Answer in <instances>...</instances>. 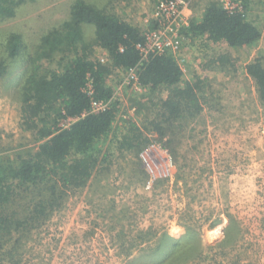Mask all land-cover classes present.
Listing matches in <instances>:
<instances>
[{
	"label": "rangeland",
	"instance_id": "374dc122",
	"mask_svg": "<svg viewBox=\"0 0 264 264\" xmlns=\"http://www.w3.org/2000/svg\"><path fill=\"white\" fill-rule=\"evenodd\" d=\"M74 1H28L15 16H0V62L10 65L0 79V172L7 159L18 164L40 143L36 131L21 127L26 54L10 58L8 39L21 35L26 53L35 55L43 37L69 20ZM86 1L116 11L145 33L165 30L175 20L173 12L159 9L166 0ZM184 1L179 26L166 32L171 39L178 34L182 45L167 52L178 59L181 85L202 81V110L183 105L178 118L164 117L165 88L153 91L132 80L134 73L114 71L108 82L119 111L110 131L94 144L98 163L92 178L65 194L58 186L54 211L22 238L16 258L0 255V264H264V101L247 70L258 59L264 66V0ZM211 1L238 4L261 29V38L233 48L192 37L191 22L202 20ZM95 32L94 25H83L84 43L93 45ZM221 55L231 62L214 60ZM90 56L108 61L98 46ZM130 141L133 146L126 144ZM151 141L171 164L166 180L151 178L140 160ZM26 201L21 198L14 207L24 208Z\"/></svg>",
	"mask_w": 264,
	"mask_h": 264
},
{
	"label": "trees",
	"instance_id": "16d2710c",
	"mask_svg": "<svg viewBox=\"0 0 264 264\" xmlns=\"http://www.w3.org/2000/svg\"><path fill=\"white\" fill-rule=\"evenodd\" d=\"M28 1L34 0H0V16H15L18 7ZM85 24L95 26L93 45L84 43ZM189 30L192 37L204 36L233 48L250 46L262 36L261 29L247 18L244 9L232 11L219 1H211L202 20L192 21ZM146 41L142 26L86 0L74 1L69 20L61 29H54L43 37L35 55L26 53L27 46L21 35H10L9 57L15 60L26 54L21 127L36 131L40 143L37 151L20 156L18 164L7 159L0 172V255L8 254L11 260L17 257L22 238L54 211L57 201L53 197L59 195L58 186L65 194L66 190L87 185L92 178L98 163L94 144L110 131L119 111L118 101L112 100L114 88L108 82L114 71L135 68L144 87L153 91L165 88L168 96L161 99L164 117L178 118L183 105L189 110H202L199 95L202 81L181 85L183 71L178 59L170 52L157 50L145 55L141 47ZM94 46L107 52L106 63L91 58ZM55 60L57 67L50 69L49 63ZM214 60L221 64L231 62L227 55ZM9 69L8 63L0 62V79ZM247 70L256 79L264 101L263 64L258 59L249 63ZM94 101L108 105L92 112ZM69 117L78 119L68 127L59 125L60 119ZM131 127L136 128L134 122ZM126 144L133 146L131 141ZM35 191H38L36 196L31 197L30 193ZM21 198L27 201L24 208L18 209L14 204ZM176 244L172 242L171 247Z\"/></svg>",
	"mask_w": 264,
	"mask_h": 264
},
{
	"label": "built area",
	"instance_id": "2783aa9c",
	"mask_svg": "<svg viewBox=\"0 0 264 264\" xmlns=\"http://www.w3.org/2000/svg\"><path fill=\"white\" fill-rule=\"evenodd\" d=\"M166 2V3H164ZM185 6L184 0H166L162 1L159 5L160 11L172 13V17L175 20L165 28V30L159 31H147L146 33V44L141 47L142 51L145 55H147L150 51H159L161 53H165L169 50L178 51L182 45V39L178 34H175L173 39L166 36L167 31H173V29L179 26L178 17L180 16V12L178 8H183ZM225 8L234 11L235 9H241L238 4L235 5L233 2L229 1V6ZM130 73H134L132 75V80L138 82L139 79L136 75V69L131 68L128 70ZM115 95V94H114ZM114 97V96H113ZM115 100V97L114 99ZM108 104L103 103L102 101H94L92 103L91 111L97 112L99 110L105 109ZM78 117H69L67 118V125L65 127L70 126L74 123ZM161 149V147L154 141L149 142L139 153L140 160L145 170L149 174L151 178L154 180H166L171 175V164L169 163L168 157L165 155Z\"/></svg>",
	"mask_w": 264,
	"mask_h": 264
}]
</instances>
